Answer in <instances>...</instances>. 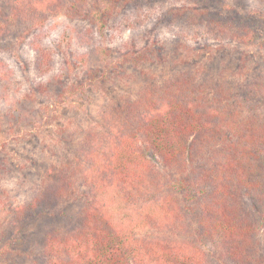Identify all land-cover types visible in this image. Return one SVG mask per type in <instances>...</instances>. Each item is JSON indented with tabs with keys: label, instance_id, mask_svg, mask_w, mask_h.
<instances>
[{
	"label": "trees",
	"instance_id": "obj_1",
	"mask_svg": "<svg viewBox=\"0 0 264 264\" xmlns=\"http://www.w3.org/2000/svg\"><path fill=\"white\" fill-rule=\"evenodd\" d=\"M120 1L12 0L5 21L34 27L63 4L70 15L87 9L102 31ZM229 19L208 16V35L257 41L251 25ZM220 94L207 99L179 74L125 99L123 114L104 110L81 158L29 186L40 195L10 209L8 229L77 199L75 215L61 214L65 228L45 231L41 264H264V118Z\"/></svg>",
	"mask_w": 264,
	"mask_h": 264
},
{
	"label": "rangeland",
	"instance_id": "obj_2",
	"mask_svg": "<svg viewBox=\"0 0 264 264\" xmlns=\"http://www.w3.org/2000/svg\"><path fill=\"white\" fill-rule=\"evenodd\" d=\"M93 1L86 0V8ZM120 3L99 31L87 9L70 15L63 4L39 15L34 27L8 23L12 0H0V246L9 241L13 250L0 255V264L43 262L37 257L45 231L65 228L61 214L75 215L81 201L68 200L17 229L7 227L10 209L40 195L29 186L46 181L51 168L54 173L73 166L87 134L103 125L102 112L123 114L125 99L136 98L143 87L186 74L205 98L218 97L222 87L225 95L219 96L233 94L237 108L264 118V0ZM212 15L247 22L257 41L208 35ZM90 29L93 40L85 44L79 33Z\"/></svg>",
	"mask_w": 264,
	"mask_h": 264
}]
</instances>
